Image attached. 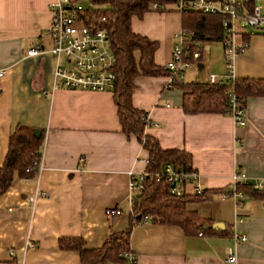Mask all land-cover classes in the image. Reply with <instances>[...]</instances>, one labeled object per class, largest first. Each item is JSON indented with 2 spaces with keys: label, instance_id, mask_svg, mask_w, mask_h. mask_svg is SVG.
Listing matches in <instances>:
<instances>
[{
  "label": "crops",
  "instance_id": "1",
  "mask_svg": "<svg viewBox=\"0 0 264 264\" xmlns=\"http://www.w3.org/2000/svg\"><path fill=\"white\" fill-rule=\"evenodd\" d=\"M52 1L0 0V165L17 126L42 134L39 173L25 180L13 172L0 194V264H78L77 252L59 249L58 238L80 237L91 249L108 233L127 228L136 264H225L230 252L237 264H264V197L250 192L234 203L213 193L228 189L234 172L249 181L264 179V95L244 98L243 126L228 114L182 110V83L209 84V74L224 79L220 44L209 45L202 64L188 70V80L171 81L168 73L135 76L131 104L154 122L143 133L162 149L186 152L200 186L212 194L186 204L203 219L194 232L150 219L131 221L129 173L144 171L147 152L135 135L121 131L112 92L54 87V57H25L36 40L49 48L45 29ZM130 29L156 43L153 61L163 66L180 13L152 9L132 16ZM244 33L249 45L234 58L232 73L235 79L264 80V30ZM111 207L119 213L106 216L104 209ZM232 231L246 240L234 246ZM25 239L33 245L25 247Z\"/></svg>",
  "mask_w": 264,
  "mask_h": 264
},
{
  "label": "trees",
  "instance_id": "2",
  "mask_svg": "<svg viewBox=\"0 0 264 264\" xmlns=\"http://www.w3.org/2000/svg\"><path fill=\"white\" fill-rule=\"evenodd\" d=\"M87 1L88 6L79 11V17L86 24L103 28L110 39L115 59L111 92L120 129L126 135H135L141 147L147 152L142 189L130 200V219L134 222H139L142 218L150 219L152 222L174 224L186 232H194L198 225H202L203 219L194 211L188 210L186 204L206 200L211 192L203 189L199 195L185 194L175 197L168 192L164 179L160 181L154 179L152 174L158 172L165 162L173 166L189 167V156L182 150L162 149L154 138L145 135L143 129L148 125L142 118L145 113L131 104L132 80L135 76L167 75L168 71L164 65H157L153 61L156 43L131 31L130 18L132 16L140 18L152 9L175 11L173 5L175 0ZM243 3L247 7L253 2L243 0ZM220 20V15L201 14L190 10L180 12V28L193 30L199 39L209 42L219 43ZM242 37H245V33H242ZM181 88L183 90L181 108L185 113L227 114L229 90H232L243 105V100L247 96L264 95V80L240 78L229 83L227 80L217 79L209 84L182 83ZM41 143V132L35 136L30 127L17 126L9 134L7 149L0 165V194L9 186L13 172L25 180L35 176L34 172L26 169L33 167L39 160ZM250 192L264 197V193L255 190H247L245 194ZM128 235L129 228L117 233H108L99 247L91 249L84 247L80 237H60L57 246L61 250L77 252L78 264H124L125 259L120 253L128 250Z\"/></svg>",
  "mask_w": 264,
  "mask_h": 264
},
{
  "label": "built area",
  "instance_id": "3",
  "mask_svg": "<svg viewBox=\"0 0 264 264\" xmlns=\"http://www.w3.org/2000/svg\"><path fill=\"white\" fill-rule=\"evenodd\" d=\"M253 2V0H252ZM174 9L177 12L194 11L201 14L220 15L221 35L219 44L222 48L224 74L223 80L232 83L235 80L232 73L234 58L248 48V40L242 37L245 26L261 27L264 25V15L254 5H244L243 0H175ZM154 6V5H153ZM50 18L45 29V36L49 48H45L40 40L34 41L26 50L25 57L48 53L55 59L53 69V86L67 89L87 91H112L113 66L115 59L111 50L110 39L105 30L92 24L84 23L79 17V11L83 9L75 0H54L48 5ZM174 41L170 50V56L164 64L170 80L179 81L183 74L190 68L197 69L202 64L208 51V40L199 39L190 29L180 28L173 35ZM4 69H0V77ZM217 80L215 74L208 75V83ZM227 114L231 117L235 126L245 124L242 103L235 97L232 90L227 92ZM143 120L148 125L154 124L146 115ZM147 125V126H148ZM147 159L144 160L146 164ZM42 166L40 158L26 171L39 173ZM144 171L134 174L129 173L128 188L130 199L142 189ZM155 180L164 179L168 186V192L179 197L185 194H201L203 188L199 184V175L195 169L189 167L173 166L165 162L158 172L152 174ZM231 185L228 189L218 191L217 195L222 199H231L234 203L242 200L245 192L242 187L264 193V179L249 181L241 172H234L231 176ZM34 196L28 200L33 201ZM264 209V204H262ZM119 213L116 208L104 209L106 216ZM198 234L201 235L199 232ZM234 246L243 243L246 237L242 233L232 231L230 234ZM25 247L33 244L25 239ZM9 251L8 255H11ZM120 256L125 259L124 264H136L135 255L124 250ZM225 264H237L233 252L224 258Z\"/></svg>",
  "mask_w": 264,
  "mask_h": 264
},
{
  "label": "rangeland",
  "instance_id": "4",
  "mask_svg": "<svg viewBox=\"0 0 264 264\" xmlns=\"http://www.w3.org/2000/svg\"><path fill=\"white\" fill-rule=\"evenodd\" d=\"M78 3L81 5V6H83V7H85V6H88V1L87 0H78ZM253 4L254 5H256L258 8H259V11H260V13L262 14V15H264V0H253ZM245 29H247V30H249V31H256V30H264V25H261V27H250V26H245ZM219 43H217V42H209L208 41V50H209V45L212 47V49H216V48H218V45ZM220 47V46H219ZM212 52V51H211ZM191 69H193V68H190L189 70H191ZM225 71V70H224ZM193 72V71H192ZM192 72H189V71H187V72H185L184 74H183V79L184 80H188V78H189V76H190V74L192 73ZM190 73V74H189ZM190 80V79H189ZM218 193V191L216 192V194Z\"/></svg>",
  "mask_w": 264,
  "mask_h": 264
},
{
  "label": "water",
  "instance_id": "5",
  "mask_svg": "<svg viewBox=\"0 0 264 264\" xmlns=\"http://www.w3.org/2000/svg\"><path fill=\"white\" fill-rule=\"evenodd\" d=\"M200 65H198V67H199ZM33 134L35 135V136H38L39 135V131L37 130V129H33ZM222 226V224L221 223H213L212 224V228H215V227H221Z\"/></svg>",
  "mask_w": 264,
  "mask_h": 264
}]
</instances>
